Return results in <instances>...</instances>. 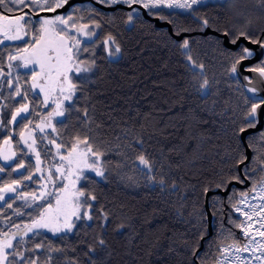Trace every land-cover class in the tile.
I'll list each match as a JSON object with an SVG mask.
<instances>
[{
  "label": "trees",
  "instance_id": "trees-1",
  "mask_svg": "<svg viewBox=\"0 0 264 264\" xmlns=\"http://www.w3.org/2000/svg\"><path fill=\"white\" fill-rule=\"evenodd\" d=\"M10 6L15 8L13 4ZM83 6L95 8L90 4ZM260 9L261 0H207L192 15L200 19L206 17L212 29H232L233 25L242 27L251 20L249 30L259 34V30L264 28V16ZM100 11L104 16L95 18L102 25L98 45L102 43L104 35L111 31L117 36L122 51L116 59L109 62L104 49L96 48L95 75L84 86L85 91L78 93L80 99L77 106L80 111L73 110L70 118L59 127L61 139L70 145L78 134L81 137L88 135L92 137L94 147L100 145L106 148L108 142H111L114 148L117 135L122 136L123 130L129 129L143 137L144 148L155 162L156 181H149L146 176L134 173L130 167H121L117 162L125 161V157L109 151L103 157L107 161V179L99 180L88 176L90 179L84 180L80 185L83 190L94 192L97 196V214L101 207L110 213L107 229L102 233L97 227L100 222L97 219L90 222L91 227H88L87 221L79 222L75 234H69L66 239L55 242V247H62L64 250L52 253L55 257L52 264H70L65 257L80 255V250L86 251L87 246L101 234L107 242L105 250L97 253L102 264H200L192 255V250L197 244L199 248L202 241L197 232L204 229L198 227L200 221L196 214L204 212V188H217L214 181L221 179L219 174L236 169L234 160L239 159L240 153L237 151L238 142L232 129L235 128L238 132L246 115L245 109L250 110L251 104L245 103L246 94L241 84L229 82L223 74L219 54L215 51L217 45L210 39L215 35L189 36L193 56L204 63L206 77L212 82V95L202 98L197 90L201 81H193L184 67L185 60L179 55V48L173 45V38L166 29L154 28L141 15L134 24L129 25L125 15L127 11L124 10ZM175 11L182 13L170 18L177 25L190 28L191 31L200 30L199 23L193 20L190 10ZM171 26L174 32L173 24ZM11 48L0 47L5 68V58ZM85 106L90 121L88 124H80L77 117H82ZM18 132L19 129L15 137L17 141ZM246 143L251 151L248 162L251 169L253 156H264V150L259 147L264 144V139L256 136L250 146L246 138ZM52 151L54 153L55 149ZM128 151L132 159L126 163L130 165L138 153L130 149ZM17 155L19 156V152ZM29 158L34 165L35 159L31 154ZM48 163L51 161L45 162V169ZM254 167L264 168V164L257 160ZM9 172L11 175L0 174L4 177L0 179V187L11 183L16 176L11 169ZM129 175L134 177V181L128 180ZM249 175L253 179L249 181L248 187L236 189L248 191L253 184L260 183L259 172L250 170ZM161 176L167 182L163 191L158 183ZM33 179L38 180L39 174ZM21 180L23 186L31 183L23 178ZM173 183L176 185L175 192L171 190ZM39 189V183H31V187L22 188L26 192H38ZM229 194L230 191L224 197ZM214 196L223 197L218 194L209 197ZM239 196L237 193V200ZM208 201L213 218V201ZM10 202L13 204L12 208H8L6 204L0 208V226L8 223L10 217L22 229L24 223L30 222L39 214L24 206L23 199ZM224 208L223 223L226 229L231 230L235 239H226L223 245L245 243L247 239L237 227L241 219L226 200ZM16 211L31 215L18 216ZM229 214L235 218V223L229 222ZM121 223L123 228L117 231V225ZM203 223L207 224L206 220ZM217 227L218 223L213 219L211 235L205 236L202 249L197 255L209 250V241L215 240ZM10 230L16 231L14 227ZM27 246L33 247L32 244ZM219 246L221 243L218 240L211 246L210 255L213 259L220 255L217 253ZM46 257L47 253L41 257V264ZM80 258L84 259L82 255ZM209 264H212L211 260Z\"/></svg>",
  "mask_w": 264,
  "mask_h": 264
},
{
  "label": "snow or ice",
  "instance_id": "snow-or-ice-1",
  "mask_svg": "<svg viewBox=\"0 0 264 264\" xmlns=\"http://www.w3.org/2000/svg\"><path fill=\"white\" fill-rule=\"evenodd\" d=\"M96 4L105 7L126 6L125 13L127 23L132 25L139 19L140 9L147 11L151 17H158L167 20L174 26V33L180 36L182 32L191 31L176 24L170 18L174 15H181L175 10L181 9L191 14H196L200 6L205 4V0H95ZM17 5L11 7L10 5ZM65 5L70 7L66 14H57L53 17H43L39 21V27L32 23V19L27 13H23V7L31 9L33 12L55 13L57 9ZM0 6L7 8L9 13L20 12L18 16L4 15L0 12V46L14 47L15 52H9L7 56V68L3 66V58L0 55V174L11 175L9 169L16 173L11 183H5L0 187V208L6 204L12 208L10 201L23 199L24 206L32 209V212L39 214L32 218L30 222L24 223L21 229L20 224L11 220L0 226V264H41V257L47 253L43 264H52V253L62 252V247H55L57 240L66 239L69 234H75L79 228V222L87 221L91 227V221L99 220L97 227L102 230L107 229L110 213L101 207L96 208L97 196L94 192L85 191L78 188L77 183L88 180L85 170L94 172L101 180L107 179V161L103 157L109 151L125 157V161L117 162L121 167H130L134 173L146 176L149 181L155 182V162L144 148L143 137L138 136L129 129L123 130V135H117L114 148L108 142L106 148L100 145L94 147L92 137L79 134L70 145L61 139L59 127L65 124V120L70 118V113L75 110L80 111L77 101L80 99L78 93L85 91L92 77L95 75L97 67L96 48L102 47L107 53L106 59L111 62L116 59L122 49L117 36L111 31L101 39L102 25L95 18L104 16L98 8L81 9L72 6L69 0H0ZM164 9L169 11L165 12ZM114 11H123L122 8H114ZM261 15L264 16V0H261ZM76 13H88L87 16H76ZM112 19V17H109ZM199 21V17H198ZM251 20L242 27L233 25L229 28H216L217 36L210 37L217 45L215 51L220 57V67L229 82H241V77L248 84L253 83L251 76L245 75L247 72H255L264 81V28L259 30V34L249 30ZM209 26V21L205 17L199 24L201 30ZM5 41H23V44L6 45ZM173 45L179 48V55L184 58V67L191 74L193 81H201L197 90L202 98L212 95L211 84L205 74V65L202 61L193 56L190 37L185 36L182 41L173 40ZM254 45L256 47H249ZM255 61L254 63H246ZM247 93L245 103L251 104L250 110L245 109L246 115L239 127V130L232 129L234 138L238 142L237 151L240 153L239 159L234 160L235 170L227 173L221 172V179L214 181L216 187L230 194L227 197H208L210 186H205V199H211L213 219L217 221L216 238L209 241V250L201 255H197L198 244L192 250V255L200 264H227V253L230 249L237 255L235 259L239 264H264V222L260 223L259 235L262 238L256 241L251 235L250 229L252 217L255 214L264 212V168H255L257 160L264 164V156L259 154L253 156L252 167L245 163L248 157L244 154V141L240 136L247 129L261 130L252 133L247 137L249 145L251 141L259 136L264 139V128H261L262 116H264V97L258 95L259 89L255 87L246 88ZM65 118V119H57ZM80 124H88L90 117L85 106L82 117H77ZM19 129V140L15 139ZM227 135V130H225ZM126 141V143H120ZM104 142L102 141L101 144ZM264 150V144L259 146ZM52 149H55L53 153ZM138 153L135 160L130 165L126 163L132 157L128 150ZM19 152V156L17 153ZM29 154L35 157V164H32ZM58 158V163L56 162ZM47 164V176L45 177V162ZM243 165V167H240ZM25 169L26 171H21ZM34 169V170H33ZM257 171L261 174L259 186L253 184L248 191H242L233 187L229 190L228 184L235 181L243 185L245 181H251L253 177L249 172ZM26 172L28 174H26ZM39 174V179L33 177ZM226 177V178H225ZM0 176V179H3ZM31 183H40L39 195L36 190L32 192L23 191L22 180ZM129 181H134V177L129 175ZM161 191L167 187L166 178L161 176L159 181ZM171 190L176 191L173 183ZM255 191L261 203L259 205L249 203L250 195ZM11 193V195H7ZM239 193L241 199L237 200ZM53 199L55 204H53ZM31 200V203L29 202ZM232 205L235 212H239L246 217V221L237 225L247 239L246 243L236 242L224 246L223 241L229 238L235 239L230 229H226L223 223L225 218L224 201ZM91 201V203H90ZM244 204L251 211H243L240 204ZM20 206L18 205L17 208ZM16 215L28 216L31 213H21L16 211ZM198 227L203 231H198L197 236L203 240L208 235L209 225L204 224L207 214L200 211L196 214ZM230 223H235V218L228 215ZM264 221V215L260 216ZM16 231H11V228ZM123 228V224L117 225V231ZM42 230L43 233L42 234ZM51 233V237L46 235ZM39 238V239H38ZM51 241L46 244L45 241ZM220 241L221 246L217 247L220 254L213 259L210 255L211 246L216 241ZM32 244L29 248L27 245ZM107 242L101 234L92 244L87 246V250H80V255L75 257H65L70 264H102L97 253L105 250ZM22 249V250H21ZM75 251V249H73ZM241 252L249 253L248 258L239 255ZM258 253V254H257ZM84 259H81L80 256ZM111 255V253H109Z\"/></svg>",
  "mask_w": 264,
  "mask_h": 264
},
{
  "label": "water",
  "instance_id": "water-1",
  "mask_svg": "<svg viewBox=\"0 0 264 264\" xmlns=\"http://www.w3.org/2000/svg\"><path fill=\"white\" fill-rule=\"evenodd\" d=\"M69 3L72 6H77V5H83V4H90L95 8H98L99 10L105 11V12H113L114 8H122L124 11H127L128 9L126 8V6L123 5H119V6H112V7H105L103 5H99L95 3V0H69ZM70 9V7L68 5H65L63 8L57 9L55 13H51V12H32L29 8L25 7L23 9V12H26L32 19V23L34 22H38L40 21L41 18L43 17H53L57 14H66ZM5 15H11V13H7V12H3ZM20 13V12H18ZM140 15L141 17L152 23L153 27L156 29H166L167 32L169 33V35H171V37L173 38V40H179L181 41L185 36L189 37V36H193V35H202V36H206V35H219L218 32L215 31V29H212L210 26H208L207 28H204L203 30H198V31H187V32H182V34L180 36L175 35V33L172 31V26L171 24L167 21V20H161L158 17H151L147 14V11L144 9H140ZM193 20H195L196 22H198L199 24L202 23L203 19L199 18L198 21V17L192 15ZM249 47H256L254 45H249ZM15 52V51H13ZM7 64H8V60ZM255 61H247L246 63H254ZM245 75L251 76L253 78V83L252 84H248L247 81L243 80V77H241V86L243 91L245 92L246 96H251V93H247L246 92V88L248 87H255L257 89H259V93L258 95H260L261 97H264V81H261V78L258 76L257 73L255 72H247L245 73ZM264 124V116H262V123H261V128ZM260 128L257 129H247L245 132L241 133L240 136L243 138L244 141V154L248 157V159L245 161V163L249 162L250 156H251V151L248 148V145L246 143V138L248 135L259 131ZM240 167H243V165H240ZM249 185V181H245V183L243 185L236 183L235 181H231L228 184L229 190L231 187H235V188H246ZM228 192L223 191L222 189L219 188H215L210 190L207 193V196L209 197L212 194H218L221 196H225ZM204 212L207 214V220L206 223L207 225H209L207 231H208V235L206 237H209L211 235L212 232V214L210 212L209 209V201L208 199H205L204 196ZM205 238V237H204ZM203 241V240H202ZM202 241L200 243V247L198 248V251L202 249ZM197 251V252H198Z\"/></svg>",
  "mask_w": 264,
  "mask_h": 264
},
{
  "label": "rangeland",
  "instance_id": "rangeland-1",
  "mask_svg": "<svg viewBox=\"0 0 264 264\" xmlns=\"http://www.w3.org/2000/svg\"><path fill=\"white\" fill-rule=\"evenodd\" d=\"M205 1H207V0H205ZM14 5V4H13ZM15 7H17V5H14ZM76 7H79V8H81V9H83V8H87V6L85 7V6H83V5H77ZM22 8H24V7H22ZM80 15H83L82 13H76V16L78 17V16H80ZM9 42H12V41H5V44L6 43H9ZM1 47V46H0ZM7 56H8V53H7V55H6V58H5V63H6V60H7ZM6 69V68H5ZM57 119H61V118H57ZM0 146H2V141H1V143H0ZM249 148V147H248ZM34 159H35V157L34 156H32ZM0 163L1 164H3V161H0ZM57 163H58V158H57ZM85 175H87V176H94V177H96L95 176V173L94 172H90V171H87V170H85ZM45 176H47V167H46V169H45ZM97 179H99V180H101L99 177H96ZM83 181L84 180H82L81 182H78L77 183V187L78 188H80V185L83 183ZM40 183H43V181H41ZM39 183V184H40ZM257 186H259V184L257 185ZM7 195H11V193H8ZM37 195H39V191L37 192ZM241 199V197L239 196V198H238V200H240ZM29 202H31V200H29ZM53 204H55V200L53 199ZM0 203H3L2 201H0ZM90 203H91V201H90ZM249 203H251V204H256V205H259V203H261V201L259 200V198H258V195H256V193H255V191L250 195V197H249ZM240 206V208L243 210V211H251V209H249V208H247L244 204H240L239 205ZM234 213L241 219V222H244V221H246V217L245 216H243V215H241L239 212H235L234 211ZM261 215H264V212H260V213H258V214H255V215H253V217H252V221H250L249 223H251L252 224V228L249 230L250 231V233H251V235L252 236H254L255 237V240L256 241H260L262 238L260 237V235H259V230H260V223H262V222H264V221H261L260 220V216ZM242 232V231H241ZM42 233H43V230H42ZM46 234H48V235H51V233H46ZM242 234H243V232H242ZM244 235V234H243ZM0 239H2L1 237H0ZM247 242V241H246ZM245 242V243H246ZM258 254V253H257ZM237 255V253H235L234 252V250H232V249H230L229 251H228V253H227V257H228V259H227V264H239V261H237L236 259H235V256ZM239 255L240 256H242V257H244V258H248L249 257V253H247V252H241V253H239ZM253 264H258V262H253Z\"/></svg>",
  "mask_w": 264,
  "mask_h": 264
},
{
  "label": "flooded vegetation",
  "instance_id": "flooded-vegetation-1",
  "mask_svg": "<svg viewBox=\"0 0 264 264\" xmlns=\"http://www.w3.org/2000/svg\"><path fill=\"white\" fill-rule=\"evenodd\" d=\"M25 8V7H24ZM23 8V9H24ZM31 10V9H30ZM32 11V10H31ZM70 11V10H69ZM0 12H7V13H9L8 11H7V9H5L3 6H0ZM33 12V11H32ZM37 12V11H36ZM23 13H26V12H23ZM4 14V13H3ZM21 13H18V12H16V13H11V15H13V16H18V15H20ZM5 15V14H4ZM29 16V15H28ZM33 24H35L37 27H39V23L38 22H34ZM6 44H9V45H17V44H23V41H12V42H9V43H6ZM13 51H15V48L14 47H12L11 49H10V51L9 52H13ZM6 68H7V61H6Z\"/></svg>",
  "mask_w": 264,
  "mask_h": 264
}]
</instances>
